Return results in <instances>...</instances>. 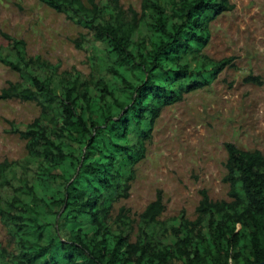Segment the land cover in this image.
Here are the masks:
<instances>
[{"label":"trees","instance_id":"16d2710c","mask_svg":"<svg viewBox=\"0 0 264 264\" xmlns=\"http://www.w3.org/2000/svg\"><path fill=\"white\" fill-rule=\"evenodd\" d=\"M88 31L76 46L89 55L77 70L29 57L7 33L0 61L19 75L0 100L34 102L40 115L13 132L26 141L24 161L0 164V221L9 243L0 264L264 263V154L226 143L229 200L207 191L194 220H163L159 195L139 215L128 199L135 167L147 156L163 110L211 86L229 64L204 53L211 23L231 0H39ZM133 17L129 19V14Z\"/></svg>","mask_w":264,"mask_h":264},{"label":"rangeland","instance_id":"374dc122","mask_svg":"<svg viewBox=\"0 0 264 264\" xmlns=\"http://www.w3.org/2000/svg\"><path fill=\"white\" fill-rule=\"evenodd\" d=\"M119 3L127 12H141V0ZM231 4V11L211 23L210 42L204 49L214 61L229 60L228 66L211 86L163 110L147 156L135 167L130 197L115 205L116 213L125 207L138 221L160 195L163 220L182 212L194 220L201 191L214 201L229 200L224 181L226 143L264 154V0H231ZM1 33L24 40L29 57L58 65L61 73L77 70L90 79L103 68L94 70L88 53L76 46L88 31L39 0H0V51L6 53L8 41ZM19 81V75L0 61V90ZM39 115L34 102L0 100V164L27 158L26 141L13 130L24 129ZM8 238L0 221V247L8 245Z\"/></svg>","mask_w":264,"mask_h":264},{"label":"water","instance_id":"95a60500","mask_svg":"<svg viewBox=\"0 0 264 264\" xmlns=\"http://www.w3.org/2000/svg\"><path fill=\"white\" fill-rule=\"evenodd\" d=\"M261 264H264V263H261Z\"/></svg>","mask_w":264,"mask_h":264}]
</instances>
